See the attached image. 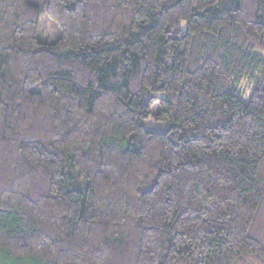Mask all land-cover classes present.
I'll return each instance as SVG.
<instances>
[{"label":"trees","instance_id":"16d2710c","mask_svg":"<svg viewBox=\"0 0 264 264\" xmlns=\"http://www.w3.org/2000/svg\"><path fill=\"white\" fill-rule=\"evenodd\" d=\"M43 1L0 0V264H264V0Z\"/></svg>","mask_w":264,"mask_h":264},{"label":"rangeland","instance_id":"374dc122","mask_svg":"<svg viewBox=\"0 0 264 264\" xmlns=\"http://www.w3.org/2000/svg\"><path fill=\"white\" fill-rule=\"evenodd\" d=\"M37 3L41 6L44 5L43 0H37ZM41 33L44 39H48L50 41L56 39L58 32L53 24L49 19L43 17L41 22ZM255 85L254 79H247L244 82H242L239 86L240 91L243 93L244 97H248ZM153 121V119H152ZM145 125L147 129L153 132H164L167 128L165 124L163 123H157V122H151V121H145Z\"/></svg>","mask_w":264,"mask_h":264}]
</instances>
